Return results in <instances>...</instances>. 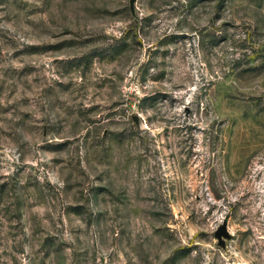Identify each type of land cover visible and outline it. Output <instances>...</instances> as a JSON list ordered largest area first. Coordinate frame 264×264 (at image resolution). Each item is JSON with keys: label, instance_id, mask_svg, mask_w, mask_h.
<instances>
[{"label": "rangeland", "instance_id": "1", "mask_svg": "<svg viewBox=\"0 0 264 264\" xmlns=\"http://www.w3.org/2000/svg\"><path fill=\"white\" fill-rule=\"evenodd\" d=\"M0 264H264V0H0Z\"/></svg>", "mask_w": 264, "mask_h": 264}, {"label": "water", "instance_id": "2", "mask_svg": "<svg viewBox=\"0 0 264 264\" xmlns=\"http://www.w3.org/2000/svg\"><path fill=\"white\" fill-rule=\"evenodd\" d=\"M137 0H130V5L133 11H135V3ZM218 238V244L222 247L227 246V240L233 238V233L229 230L227 221H225L216 233Z\"/></svg>", "mask_w": 264, "mask_h": 264}]
</instances>
